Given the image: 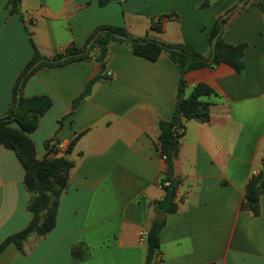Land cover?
Masks as SVG:
<instances>
[{
  "label": "crops",
  "instance_id": "obj_1",
  "mask_svg": "<svg viewBox=\"0 0 264 264\" xmlns=\"http://www.w3.org/2000/svg\"><path fill=\"white\" fill-rule=\"evenodd\" d=\"M9 1L0 0V118L34 50L53 61L69 47L81 49L97 28L114 27L207 57L213 23L241 0H109L104 6L99 0H20L17 13ZM261 2L249 0L223 27L225 44L245 46L241 73L219 62L184 77L183 98L200 85L212 91L199 99L208 117L184 122L172 160L177 211L162 218L151 264H264V194L257 216L242 209L246 186L264 161ZM156 22L160 32L151 29ZM22 85L24 100L50 102L27 135L36 159L52 158L50 144L59 142L73 167L54 229L30 235L21 251L7 247L0 264H145L143 236L157 219L153 203L163 199L160 180L168 174L157 147L158 124L174 112L176 65L164 53L150 63L127 44L110 42L102 63L90 54L43 66ZM24 175L16 153L0 143V242L31 221Z\"/></svg>",
  "mask_w": 264,
  "mask_h": 264
},
{
  "label": "trees",
  "instance_id": "obj_2",
  "mask_svg": "<svg viewBox=\"0 0 264 264\" xmlns=\"http://www.w3.org/2000/svg\"><path fill=\"white\" fill-rule=\"evenodd\" d=\"M9 2L11 13H17L20 0H10ZM108 2L109 0H99V5L104 6ZM260 7L262 12H264V2L260 3ZM228 19L222 22L223 27ZM218 20L219 19L215 20L209 31L208 45L210 47V52L207 57H203L189 46L167 45L148 38V36L136 39L129 36L124 30L114 27L97 28L81 49L69 47L65 53L66 55L82 53L86 45L99 31L108 30L109 33H103L97 37L87 54L71 58L62 63H52L46 60L32 72L27 74L28 70L35 63L44 60L34 50L32 60L21 74L18 84L15 87L12 106L7 114L3 118H0V143L11 148L16 153L18 161L24 170V185L29 195L27 211L31 216V221L25 229L8 236L0 242V255L10 246L14 247L17 251H21L23 242L30 235L35 234L37 237H44L54 229L59 199L61 194L68 187V176L73 167L66 159L47 157H44L42 160L36 159L34 145L27 135L36 129L39 116L47 110L50 106V102L46 99L24 100L22 96H20V102L17 107V92H21L23 87V85H19L20 81H23L24 84L35 71L43 66H61L73 61L83 60L90 56V54H96V61L102 63L107 55V46L110 42L127 44L131 48L134 56L150 63L156 62L162 53L168 55L179 72L178 98L171 120L168 122L161 121L158 124L160 134L157 147L160 155L164 157L166 161L168 174L165 178L160 180V185L164 191V197L162 200L153 203V210L155 213L172 214L177 211L175 199L178 188L177 181L172 178V160L179 150L180 138L184 130V122L190 120L203 122L207 120L208 105L200 102L199 99L200 97L212 94L209 88L200 85L196 87L188 98H181L184 96L186 88L184 77L189 72L212 67L219 62L230 64L238 73L242 71L241 59L245 46L240 45L233 47L225 44L222 40V33L216 42L215 54L212 62H207L212 55L211 45L213 39L220 29ZM151 29L160 32L161 27L159 23L156 22L152 23ZM112 33L125 36L130 42L115 39L111 35ZM175 50H180V52ZM99 78L102 77L99 76L86 85L84 92L78 100L87 97L91 93L93 85ZM12 124H16L18 129L10 128L9 126ZM48 146L49 142L45 145L46 150ZM263 194L264 161L263 170L259 174L252 176L246 186L242 209L248 210L254 216H257L259 214V199ZM164 221V219L154 220L145 235V244L147 247L145 264H151L154 256L159 250V233L164 226Z\"/></svg>",
  "mask_w": 264,
  "mask_h": 264
},
{
  "label": "water",
  "instance_id": "obj_3",
  "mask_svg": "<svg viewBox=\"0 0 264 264\" xmlns=\"http://www.w3.org/2000/svg\"><path fill=\"white\" fill-rule=\"evenodd\" d=\"M249 0H241L239 3H237L236 6H234L232 9H230L229 11H227L224 15H222L219 20H218V23H219V26H220V29L218 31V33L216 34V36L214 37L213 39V42H212V45H211V50H212V55L210 57V59L207 61L208 63L212 62L213 58H214V54H215V45H216V42L218 40V38L220 37L221 33H222V30H223V25H222V22L226 19H228L229 17H231L233 14L239 12L243 6L248 2ZM103 33H109L108 30H102V31H99L92 39L91 41L86 45L85 47V50L82 52V53H77V54H71V55H66V56H63L59 59H56V60H53V61H50L52 63H62V62H65L71 58H76L78 56H81L83 54H87L92 46V44L95 42V40L97 39V37ZM115 39H118V40H124L126 42H130V40L128 38H126L125 36H122L120 34H116V33H112L111 34ZM177 52H180V50H175ZM46 60H40L38 61L37 63H35L29 70H28V73L29 74L30 72H32L37 66H39L41 63L45 62ZM22 82L20 83V86L22 85ZM183 98V97H181ZM19 102H20V92L18 91L17 92V102H16V106L18 107L19 105ZM165 216L164 213H159L157 215V219H162L163 217Z\"/></svg>",
  "mask_w": 264,
  "mask_h": 264
},
{
  "label": "built area",
  "instance_id": "obj_4",
  "mask_svg": "<svg viewBox=\"0 0 264 264\" xmlns=\"http://www.w3.org/2000/svg\"><path fill=\"white\" fill-rule=\"evenodd\" d=\"M51 154L50 156L54 159H63L67 155V146L63 143L55 142L50 144ZM145 240V236H143Z\"/></svg>",
  "mask_w": 264,
  "mask_h": 264
}]
</instances>
